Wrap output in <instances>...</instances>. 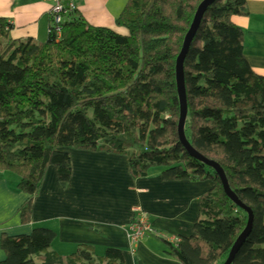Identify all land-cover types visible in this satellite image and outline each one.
<instances>
[{
	"label": "trees",
	"instance_id": "trees-1",
	"mask_svg": "<svg viewBox=\"0 0 264 264\" xmlns=\"http://www.w3.org/2000/svg\"><path fill=\"white\" fill-rule=\"evenodd\" d=\"M204 0H128L114 28H91L76 11L58 42L11 40L0 20V178L32 199L47 168L65 187L66 151L124 156L135 179L159 169L164 182L211 181L199 199L193 237L171 252L181 264H224L247 215L224 195L212 170L191 158L177 136L175 61ZM246 0H215L206 9L183 62L188 146L223 172L230 191L253 215L252 230L231 264H264V78L244 58ZM55 234L0 236V264H124L108 249L94 260L81 251L61 258Z\"/></svg>",
	"mask_w": 264,
	"mask_h": 264
},
{
	"label": "crops",
	"instance_id": "crops-1",
	"mask_svg": "<svg viewBox=\"0 0 264 264\" xmlns=\"http://www.w3.org/2000/svg\"><path fill=\"white\" fill-rule=\"evenodd\" d=\"M91 28H114L128 0H71ZM50 6L44 0H0V20L11 27V40L45 44ZM246 17L231 23L244 34L243 55L254 73L264 78V0H246ZM65 187L52 167L32 199L29 219L22 211L26 197L16 192L17 179L0 178V236L29 235L43 228L55 234L49 253L66 258L85 251L94 260L108 249L120 251L124 264H181L171 252L193 237L199 220V199L214 190L213 182H164L159 169L145 178L132 177L124 156L102 151H74ZM147 218L150 233L135 244L127 239L133 211ZM4 255L0 250V263Z\"/></svg>",
	"mask_w": 264,
	"mask_h": 264
},
{
	"label": "water",
	"instance_id": "water-1",
	"mask_svg": "<svg viewBox=\"0 0 264 264\" xmlns=\"http://www.w3.org/2000/svg\"><path fill=\"white\" fill-rule=\"evenodd\" d=\"M215 0H204L197 8L192 24L186 33L183 43L181 46V50L176 58L175 61V84H176V90H177V97H178V103H179V117L177 122V136L179 143L181 144L184 151L194 160L200 162L202 165L206 166L210 170L213 171V173L218 178L222 191L225 195V197L240 211L244 212L247 215V222L244 230L241 232V234L236 239L230 254L224 264H231L233 257L235 253L239 250V248L242 246V244L245 242L247 237L249 236L251 230H252V223H253V215L252 212L243 206L235 197V195L230 191L228 184L226 182L225 176L222 172V170L213 162H209L205 160L203 157L198 155L196 152H194L186 143L184 134H183V127L186 120V101H185V89H184V82H183V62L186 57V54L188 52V49L190 47L191 41L194 38L197 29L199 27L200 21L207 9V7L214 2Z\"/></svg>",
	"mask_w": 264,
	"mask_h": 264
},
{
	"label": "built area",
	"instance_id": "built-area-1",
	"mask_svg": "<svg viewBox=\"0 0 264 264\" xmlns=\"http://www.w3.org/2000/svg\"><path fill=\"white\" fill-rule=\"evenodd\" d=\"M49 4L48 34L54 36L56 42L61 38L62 27L68 23L69 17L76 11L71 0H44ZM150 233V226L146 216L139 210L133 211V218L128 230L127 239L130 245L141 242Z\"/></svg>",
	"mask_w": 264,
	"mask_h": 264
},
{
	"label": "rangeland",
	"instance_id": "rangeland-1",
	"mask_svg": "<svg viewBox=\"0 0 264 264\" xmlns=\"http://www.w3.org/2000/svg\"><path fill=\"white\" fill-rule=\"evenodd\" d=\"M9 175V177H11V178H13V179H16L15 177H13L12 175H10V174H8Z\"/></svg>",
	"mask_w": 264,
	"mask_h": 264
}]
</instances>
